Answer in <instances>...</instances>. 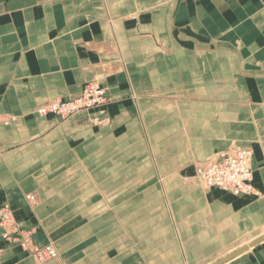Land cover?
<instances>
[{
    "label": "crops",
    "instance_id": "obj_1",
    "mask_svg": "<svg viewBox=\"0 0 264 264\" xmlns=\"http://www.w3.org/2000/svg\"><path fill=\"white\" fill-rule=\"evenodd\" d=\"M261 33L264 0H0V208L10 205L17 226L34 228L32 244L41 247L47 231H57L46 212L99 209L92 200L93 180L100 179V208L124 211L127 193L136 210L147 186L149 209L164 210L167 225L171 211L182 242L196 244V251L210 255L232 247L233 253L264 236V137L252 140L253 121L264 114ZM242 34L240 55L233 39ZM258 48L262 52L253 56ZM231 59L237 68L224 80L202 73ZM220 81L229 89L242 83L251 103L239 134L237 105L190 99L192 93L200 97L206 83ZM92 82L106 90L108 103L81 114L80 122L36 116L39 106L72 100ZM188 82L197 84L188 88ZM175 98L178 105L164 106L159 119L164 155L153 157L157 100ZM93 118L105 125L93 127ZM143 130L154 132L139 135ZM236 140L253 153L254 193L205 190L189 181L195 165L229 152ZM126 179L134 180L131 188ZM158 179L164 180L160 208ZM28 194L38 199L36 206L27 204ZM78 194L83 201L61 205ZM14 245L2 240L0 229V264L29 263ZM242 257L236 264H264V241L225 264Z\"/></svg>",
    "mask_w": 264,
    "mask_h": 264
},
{
    "label": "rangeland",
    "instance_id": "obj_2",
    "mask_svg": "<svg viewBox=\"0 0 264 264\" xmlns=\"http://www.w3.org/2000/svg\"><path fill=\"white\" fill-rule=\"evenodd\" d=\"M263 34L261 33V35H259L260 37H262V39H264ZM243 36L244 34H242L241 36H236L235 39H233L235 40L237 45L236 53L240 55L245 53L243 49L244 47L240 46L241 38ZM261 52H262L261 48H258L257 50L253 51V56ZM227 63H228L227 66H215L209 68L204 67L206 69V72H202V73L203 74L214 73L217 75L220 74L221 75L220 79L224 80L225 79L224 76L226 73H230V71L231 73L235 72L238 61L237 59L236 61H233L231 59L228 60ZM241 63H243V61ZM234 65L235 67H233ZM259 66L260 65H257V67ZM196 84L197 83L194 82H188L187 84H183V85H188L189 88L190 86H195ZM235 85H236L235 87L229 89V87L225 82L220 81L216 83L214 82L213 84L206 83L203 86L205 88V92L200 93V97L197 96L199 94L192 93L190 94L191 96L190 99L205 105H210L211 103H215V104L226 103V104L237 105L236 111L242 113V116L240 115V113H238L237 115L238 120L236 125L237 126L236 131L237 133L238 132L240 133L244 131V127L246 123L245 120L248 121V117H244V114L246 112V105L249 106V104L251 103L248 102L249 100L245 98V94H244L245 92L242 83H237ZM200 87L201 86H199L198 88ZM173 89L174 91L177 90L179 91L181 89L180 84L174 83ZM210 89L221 92L223 96L221 98L210 97L208 91ZM229 90L230 92H228ZM178 101H180V99H176V98L157 100L158 104L156 108V115L158 118L157 119L158 123L156 126L158 128L156 131L155 139L154 137L150 138V142L152 144V147L150 148L151 150L150 155L153 157L156 156L157 158H159L164 155L163 152H164V143H165L164 142L165 132L163 131V129H161L162 125H160L159 123V119H161L164 114L163 113L164 106L171 105L175 107L176 105H178ZM107 103H108V99L107 102L104 103L103 105L93 108L91 110L98 111L102 107L106 106ZM205 105H203V107ZM89 111L81 112L73 116H70L68 118H58L53 116L50 117L62 123L70 122L74 120L80 122L81 117L79 116ZM220 112L221 110H214V113L216 115H219ZM36 116L39 115L36 114ZM258 117H259L258 119H255V121H253L254 129L257 130V132H255L256 131L255 130L253 133L254 136L252 140L254 141L258 138L264 137V131H261V128H264V114L262 115V112L260 111ZM88 121L90 124H92L93 127H100L105 125V122L100 120L99 118H93L92 120H88ZM153 132L154 131L143 130L142 132L140 131L138 133L139 135L143 134V136L147 137L148 133L152 134ZM140 140L142 142V138H140ZM145 141L149 142L147 138H145ZM241 141L244 142L245 140H241ZM241 141L236 140V143L233 144L229 152H233L234 150L241 149V147L238 145L240 144ZM197 166L196 165L194 166V170H196ZM80 169H84V168H80ZM99 170H100L99 167H93V171H99ZM61 181L63 182L64 180ZM76 181L78 183L82 182L80 180H76ZM125 181H126L125 185L131 188L134 180L126 179ZM139 181L140 184L142 185H144L143 184L144 182H149L148 179H140ZM189 181H192L193 185L203 188L201 185H199L196 182L195 175L194 177L190 176ZM156 182L157 183L155 187L157 188V200L158 201L161 200V201H159V203L156 204L155 206L156 207L159 206L160 208V207H164L165 205L164 203L165 195H162L163 194V193L161 194L162 191L159 190L160 188L159 186H162L164 180L158 179L156 180ZM93 184L94 187L96 185L97 190L95 191L94 188V192H93L94 195L92 202L94 204L93 206L94 207L99 206V209L98 208L92 210L64 209V210H52L50 212H46L47 214L48 213L50 214L48 216H50L51 218L48 222H53L54 224H56L57 231L56 232H52V230L47 231L48 232V234L46 233L47 240L45 239L44 240L45 243L44 242L43 243L44 245L46 244L52 245L57 250L58 256L55 259L42 264H215L216 262L222 260L223 257H225V255L228 256L232 254L230 253L232 251V247L230 249H226L222 251L211 252V254L208 255L209 252L194 250L193 248L196 246V244L194 243H183L181 236V228L175 226L173 221L171 220V211H167L169 216L168 219L169 224L167 225L164 217L165 216L164 210H160L157 208L156 209L157 211H152L149 209L151 205L148 204L149 190L146 189L147 186L141 188L140 198L137 200L138 205L136 204L137 207L140 206L138 209L136 210L132 209L131 200L133 198V194L127 195L126 193V201H130V202L128 203L126 202V209L124 211L118 212L117 210H113V209L100 208L101 206L100 204L104 203V199H101L102 196L99 187L101 184V180L94 179ZM129 188H126V190H131L129 192H132V189ZM64 189L68 190V187H65ZM28 195L34 196L33 194H28ZM26 196L27 195L24 196L25 200H26ZM83 197L84 194L75 195L71 198L72 200L70 202H68L67 200L65 201L62 200L61 205L70 206V203L73 202V204L71 205L74 206L75 205L74 202L83 201ZM34 198H35L34 202L27 203L28 205H31V207L36 206L38 203V199H36L35 196ZM152 206L154 207V205ZM31 229L34 230V235H35L36 234L35 229L34 228ZM250 238L251 236H248V238L246 237V239H244L242 242H240L237 245L246 243ZM8 243L15 244L14 245L15 247L18 246L20 248L18 243L9 242V241ZM234 247L237 246H233V248ZM20 252L29 260V263L27 264H37L32 260L29 253L23 250ZM30 259L32 263L30 262ZM240 260L242 261L243 257L240 259H236V261H233L232 263H228V264H236L237 262H240Z\"/></svg>",
    "mask_w": 264,
    "mask_h": 264
},
{
    "label": "built area",
    "instance_id": "obj_3",
    "mask_svg": "<svg viewBox=\"0 0 264 264\" xmlns=\"http://www.w3.org/2000/svg\"><path fill=\"white\" fill-rule=\"evenodd\" d=\"M107 102L106 90L97 83H88L81 94L72 100H53L39 106L36 114L39 116H55L68 118L75 114L89 111ZM253 153L249 149H238L225 153L218 158L209 160L196 168L195 180L203 188L219 189L237 194L254 193ZM28 202H34L32 195H27ZM1 238L4 241L18 243L20 248L29 253L32 260L42 264L55 259L57 250L50 244L35 247L32 244L34 230L19 229L8 206L0 208Z\"/></svg>",
    "mask_w": 264,
    "mask_h": 264
},
{
    "label": "water",
    "instance_id": "obj_4",
    "mask_svg": "<svg viewBox=\"0 0 264 264\" xmlns=\"http://www.w3.org/2000/svg\"><path fill=\"white\" fill-rule=\"evenodd\" d=\"M264 241V236L258 238L257 240H255L254 242H252L251 244H249L248 246H245L239 250H237L236 252L228 255L227 257L223 258L222 260L216 262L215 264H225L228 261L234 259L235 257L239 256L240 254L244 253L246 250H248L249 248L257 245L258 243Z\"/></svg>",
    "mask_w": 264,
    "mask_h": 264
}]
</instances>
